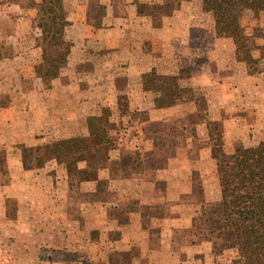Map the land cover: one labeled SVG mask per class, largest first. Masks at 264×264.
I'll return each mask as SVG.
<instances>
[{"label": "rangeland", "instance_id": "rangeland-1", "mask_svg": "<svg viewBox=\"0 0 264 264\" xmlns=\"http://www.w3.org/2000/svg\"><path fill=\"white\" fill-rule=\"evenodd\" d=\"M61 1L68 13L65 37L72 42V46L67 64L59 68L52 60V57L57 55L58 49L49 48L44 43V36L38 26L40 19L38 9L47 0H0V104L10 106L9 108L17 106V111H23L25 106L29 108L27 89L36 86L46 91L47 112L52 116L55 115L53 120L56 122L52 139H41L42 136L36 132L35 137H32L33 135L30 137V142L17 141L15 144L10 140L7 144L5 142L7 150L17 153L14 160L15 166L48 169L53 167V163L59 164L63 171L68 172L73 185L79 186L85 180L87 183L83 187L91 188L93 182H97L99 188L97 198L104 200L120 196L110 190L109 185L113 178L119 177L121 169L130 164L148 170L168 166L180 168L182 174L179 169L177 172L179 174L166 175L164 179L159 180L158 194L162 202L157 212L164 215L167 208L166 201L170 202L175 198L174 201L179 206L175 213L188 216L196 213L193 227L178 230L176 244L183 248L196 249V245L193 244L209 240L212 242L213 264H229L236 253L223 236V231H217L222 223L221 194L214 160L208 156L211 149L208 129L200 121L193 102L182 105L175 111L156 112L148 108L150 100L160 95V92L156 93V90L160 89V83L149 77L152 71L143 75L142 80L137 76L140 80L139 87L141 83L145 87L144 76L149 75L151 80L147 82V85L149 84L150 90L153 91L144 96L140 92L136 93L138 83L131 82L125 72L127 71L125 67L130 64L128 61L125 62L126 57L131 55L125 54L123 47L130 46V53H135L133 59L141 60L144 56L154 60L158 54H170L175 45L173 38L167 43L153 40L156 38L153 29L164 28L172 21L169 17L176 15L177 11L181 14L180 18H177L178 23L182 24L185 22L183 20V17H186L185 14L189 12L194 14V17H191L194 26L191 27L192 30H189L193 35H202V27L206 30L213 28L215 36L212 37L214 40L211 47L217 58L212 60L208 68L206 65V73L216 70L219 78L221 77L219 81L228 82L227 87L231 90L230 84L235 81L237 84L235 100L229 98L232 102L229 104L231 110L220 111V108L215 106L216 101L218 103L223 101L227 107L229 101L225 98L232 95L228 93L224 96L226 86L216 87L217 84L214 81L216 77L209 78L206 84L199 82L198 69H201L202 64L209 60L206 56H196L195 66L179 64L173 67L172 64H166L164 68L160 65V71L178 73L181 69L189 70L190 76L182 79L181 84L191 86L197 96L201 97L202 103L208 109L211 119L221 134L225 151L234 153L244 147H255L264 140V10H261L258 15L244 12L242 16L244 37L235 41L231 37H223L217 33L213 13L203 9V0ZM119 26L126 27V30L118 31ZM176 31L179 34L183 32L180 29ZM120 34L123 36L120 37ZM168 34L172 37L169 32ZM114 37H119L116 41L123 46L116 48V50L120 49L117 52L119 57L115 61L116 68L112 71L115 73L104 75V68L113 67L111 63H108L113 48L106 40ZM153 70L157 71V67L155 66ZM108 81L111 83L112 90L109 88ZM240 81H244L246 85L250 82V88L240 90L238 88ZM253 81L256 83L255 87H252ZM130 91L135 92L131 93L133 96L129 95ZM220 93L225 94L220 95L217 100ZM118 95L126 98L125 103L118 99ZM249 97H252L253 104L250 103ZM86 101L87 109L80 110L82 102ZM142 101L146 103L142 104ZM120 102L124 107H120ZM104 106H108L111 110L113 129L110 131L115 145L119 147L118 150L99 147L96 138L90 135L88 129L87 117L101 114ZM40 109L38 107V111H41ZM230 114H233V117H230ZM9 115V112L4 113L5 117ZM22 120V113H19L15 121L20 124ZM10 130L11 127L5 128V131L9 133ZM139 135L155 140L150 141V145L152 144L150 148L145 144L144 151L141 153L139 151L142 149L134 148V145L137 146L136 138ZM77 136L85 138L90 154L85 159L74 157L58 163L47 145L52 141ZM125 139H128V143L124 142ZM153 145L154 149H152ZM16 146L20 150L14 148ZM5 147L3 146L0 150L2 151L0 165L3 176L8 173L5 167ZM190 167L196 169L191 182L184 180ZM172 177L173 181H179V184H169ZM178 185H180L179 188ZM7 210H13V206L7 207ZM1 215L4 216V214ZM114 220L115 218H112L110 221L112 227L117 225ZM10 227L12 224L9 223L8 228ZM85 228L90 232L88 227L85 226ZM155 231L158 232V230ZM100 232L106 231L100 230ZM97 233L99 231L96 229V237L91 238H97ZM221 233L222 237H219ZM110 236L117 239L121 234L119 230H116V232L111 231L108 237ZM81 238H75L73 244L76 243V248L66 253L68 264L69 261L77 262L75 264H99V261H102V264H154L156 262L152 256L142 258V253L138 251L140 246L139 248L131 247L130 254H112L108 250V242L105 244V241L102 244L101 253L95 255L90 248L93 246H86ZM176 248L178 250L177 246ZM177 252L173 255L172 262L168 254H159L157 264H187L186 260H189L188 264H205L206 262L200 261V257L198 259L200 254H196V251L190 254V258L186 250L183 256H180L181 258ZM201 255L202 258L205 257L204 254ZM209 257L207 256V259Z\"/></svg>", "mask_w": 264, "mask_h": 264}, {"label": "crops", "instance_id": "crops-1", "mask_svg": "<svg viewBox=\"0 0 264 264\" xmlns=\"http://www.w3.org/2000/svg\"><path fill=\"white\" fill-rule=\"evenodd\" d=\"M185 15L186 17H183L185 21L183 24L181 22L178 23L177 18H180L181 14L177 11L176 15L169 17L172 21L165 25V29H153V34L156 37L153 40H159L161 43L165 41V43H167L169 39L173 38V43H175V45H173L170 54H158L154 57L155 61L144 56H142L141 60L133 59L135 53H130V46L126 45L123 47L125 54H130L132 56L131 60V56L128 58L125 56V62L128 61V63H130L128 67H125L127 70L125 72L131 79V82L138 83L136 84V93L140 92L141 95L144 96L146 93H151L153 91L146 89L142 83L141 87H139V77H141L142 80L143 75L152 71L155 66L157 67L156 72L158 74H166L167 71H160V65L162 68H164L166 64H172L174 65L173 67L176 65L179 66V64L180 66H195L196 63L194 61H196V56H206L209 59L202 64L201 69H198V71H200L198 78L200 80L199 82L206 84L209 78L216 77L218 79L214 80L217 84L216 87L222 85L227 87L228 82L221 83V81H219L221 77L219 78L216 70L206 73V65L208 68L212 64V60L217 58V56L213 54L211 47L214 40L212 37L215 36L213 28L206 30L205 27H202V35H193L189 30H192L193 28L191 27L194 26V24H192L193 19L191 21V17H194V14L189 12ZM117 28L118 31L126 30V27L120 28L119 26ZM177 29L183 30V32L179 34L176 31ZM207 31L208 33L205 34ZM168 32L172 37L169 36ZM209 33L210 35H208ZM119 36L121 37L123 34ZM118 38L119 37H114L106 40L113 48L112 56L110 60L108 59V63L112 64L113 69L104 68V75H106V73L111 74L116 68L115 61L119 57L117 52L120 49L118 48V50H116V48L123 46L116 41ZM99 43H101V41ZM136 55L139 56L137 53ZM138 61L140 63H138ZM197 68H199V66ZM113 73H115V71ZM173 73L176 74L175 72ZM105 77L110 78V76ZM198 79L196 80L198 81ZM232 81H234V78H232ZM108 84L110 85V90H112L109 81ZM254 84L256 83L253 81L252 87H255ZM249 85L250 82L246 85L244 81H240L238 88L243 90L245 88H250ZM236 86L237 84L234 81L230 84L232 90L227 87V89H224L226 94L220 93L217 96L218 100L220 95L225 94L224 96H227L228 93H232V95H228L225 98L226 101H229L227 102V107H225V102L221 101L218 103L216 101L215 106H218L220 111H223V109L231 110L229 104L232 102L229 98L235 100L234 93L235 89L237 90V88H235ZM23 89L26 93L25 87ZM27 90L28 92L26 95H28L27 104L29 108L25 106L23 111H17V106H11V108H9L10 106L0 104V150L3 149V146L5 147L4 144L5 142L7 144L8 140L14 144L17 141L20 143L30 142V137L32 135V137H35L36 132L42 136L41 139L53 138L52 135L55 133L54 125H56L53 116L55 115L52 116L47 112L48 102L46 91H42L41 88L39 89L36 86H32ZM131 90H133V87H131ZM156 91V93H159L160 89ZM221 91H223V87H221ZM135 92L130 91L129 95L133 96L131 93ZM104 101H107V99H104ZM249 101L253 104L252 97H249ZM143 103L146 102L142 101V104ZM187 103L166 108H158L155 104V99H152L147 106L152 111L167 112L170 110L175 111V109ZM86 104L87 101L82 102L80 110L85 111L87 109ZM38 107L41 108V111H38ZM7 112H9L10 115L5 117L4 113ZM19 113H22L23 117L20 124L15 121ZM230 117H233V114H230ZM202 124L205 125L204 123ZM6 127H11L10 133L5 131ZM150 141L154 142L155 140L154 138H144L143 135H139L136 138L137 146L135 147L134 145V148L136 150L142 149L139 151L141 153L144 151L143 148L146 146L145 144H147L149 148L152 147ZM124 142L128 143V139H125ZM14 148L20 150L18 146ZM118 148L116 146L114 150H118ZM152 149H154V145ZM206 154L209 153L206 152ZM4 155L6 157L5 167L8 173L6 176H3L0 165V264H68L65 255L70 250L74 251V248H76V243L73 244L74 239L79 237H82L81 239L85 241L84 243L86 246H93L90 248L95 252V255L101 253L103 248L102 244L105 241V244L108 242V250L115 255L117 253L130 254L131 247L136 246L135 248H139L140 246L138 251L142 253V258L152 256V258L156 259L154 264H157V256L159 254H168L172 262L174 258L173 255L176 254L175 252L178 251L177 253L180 254L179 258H181L185 250L186 254H189V258L190 254L196 251V254H200L198 256V259L200 257V261H206L205 264L214 263L211 259L213 249L211 241L206 240L201 243L193 244L194 246L196 245V249L191 247L189 249L183 248L176 244V234L178 230L180 228L187 229L193 227L194 220H196L197 217L196 213H192L189 216L181 215L178 212L175 213L176 208L179 207L174 201L175 198L170 202L166 201L167 208L164 215H160L157 212L158 206L162 202L158 194V190H160L159 180L164 179L166 175L179 174L177 172L180 168L168 166L166 168L148 170L147 168L136 167L134 164H130L124 169H121L119 177H112L113 180H111L112 182L109 185V189L120 196H118V198L104 200L103 198H97L99 192L97 182H93L91 188H87L86 186L85 188L83 187V185L87 183L85 180H83L79 186L78 184L73 185L71 184L68 172L63 171L59 164L53 163V167L48 169H45L46 167H40L39 169L34 167L26 168L23 166H15L14 160L17 157L15 151L7 150L6 148ZM208 156L212 158L211 149ZM195 170L196 169L190 167L189 171L186 172L188 174L184 176V180L187 179L186 181L189 182H191V180L193 181ZM180 172L182 174V169H180ZM168 183L179 184V181H173L172 177ZM179 187L180 185H178V188ZM182 187L184 188V186ZM12 206V212L8 211L7 207ZM1 214H4V216ZM112 218H115L114 221L117 222V225L113 227L110 223ZM9 223L12 224L10 228H8ZM85 226L90 229L91 233ZM96 229L99 231V233H97L98 237L92 239L91 237H96ZM100 230L106 232L101 233ZM116 230L120 231L121 236H119V238L117 237V239H115L112 236L108 237L111 231L116 232ZM155 230H158V232ZM154 231L155 233L153 234ZM79 246L78 244V247ZM201 254L205 255V257L203 256L204 260ZM207 256L210 257L207 259ZM205 259H207L208 262ZM161 261L162 260H160V262ZM75 263L77 262L69 261V264ZM186 263L188 264L189 260H186ZM99 264H102V261H99Z\"/></svg>", "mask_w": 264, "mask_h": 264}, {"label": "trees", "instance_id": "trees-1", "mask_svg": "<svg viewBox=\"0 0 264 264\" xmlns=\"http://www.w3.org/2000/svg\"><path fill=\"white\" fill-rule=\"evenodd\" d=\"M203 9L213 13L219 35L239 41L244 37V12L258 15L264 10V0H203ZM38 10V26L44 43L49 48L58 49L52 60L55 66L62 68L67 64L72 46V42L65 37L67 10L61 0H47ZM150 74L144 76L145 88L150 89V85H147L150 78L159 81L160 95L155 98L158 108L194 102L200 121L208 129L221 194L222 223L217 231H223V236L236 252L229 264H264V140L255 147L226 152L221 134L201 97L191 86L181 84L182 79L190 76L189 70L181 69L176 74H158L152 70ZM118 99L126 101L122 95H118ZM121 104L120 107H124ZM87 123L90 135L96 138L99 147L107 150L116 148L110 131L113 123L108 106L102 108L101 114L88 116ZM47 148L58 163L74 157L85 159L90 154L82 136L52 141ZM219 237H222V233Z\"/></svg>", "mask_w": 264, "mask_h": 264}]
</instances>
